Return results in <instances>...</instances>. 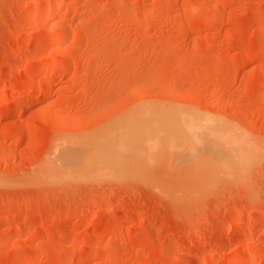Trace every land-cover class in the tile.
<instances>
[{"label": "rangeland", "instance_id": "rangeland-1", "mask_svg": "<svg viewBox=\"0 0 264 264\" xmlns=\"http://www.w3.org/2000/svg\"><path fill=\"white\" fill-rule=\"evenodd\" d=\"M0 264H264V0H0Z\"/></svg>", "mask_w": 264, "mask_h": 264}, {"label": "bare ground", "instance_id": "bare-ground-1", "mask_svg": "<svg viewBox=\"0 0 264 264\" xmlns=\"http://www.w3.org/2000/svg\"><path fill=\"white\" fill-rule=\"evenodd\" d=\"M63 30V29H62ZM57 31V30H56ZM57 33V32H56ZM64 35V34H63ZM63 37L62 35H59V37ZM60 37V38H61ZM57 38V37H56ZM55 38V39H56ZM52 68V67H51ZM188 119V118H187ZM190 119V118H189ZM191 121V120H190ZM189 121V122H190ZM196 121V120H195ZM129 123V122H128ZM192 123V122H191ZM191 123L190 124H186V127H189L190 125H191ZM182 124V123H181ZM194 124H197V123H193L191 126H193ZM201 124V123H200ZM203 124V123H202ZM199 125V124H197V125H194V127H196L197 128V126L199 127L198 129H197V131H196V129L194 128V127H191V129L190 128H188L187 130H186V128H185V132H186V135L184 134L185 132H181V131H183L182 129L178 132L177 130H176V128H169V126L167 127V128H169V129H166L167 131H166V133H167V135H169V137H170V140L173 142V143H175V144H177L178 143V145L180 144V142L179 141H183L184 140V142L186 141V139H189V141L191 140V141H193V143L194 144H196V150L199 148L200 149V153L203 155V153L208 157V156H211L210 157V159H211V161L214 163V162H221L220 163V165H222V166H228V165H231V163L233 162V160H232V157H234L235 158V156H236V154H233V152L236 150V144H237V138L235 137V136H232V134H230V133H225V132H222V131H220V130H218V129H213L212 130V128L211 127H209V126H206V128H210V129H206L205 128V123L203 124L204 125V127L202 128V126L203 125ZM130 125H132V126H134L133 125V123L131 124V122H130ZM130 125H129V127H127L128 126V124L126 125V128H123V131H122V134L123 135H125V137L126 138H135V136H137V135H135V133H134V131H133V127L131 126V128H130ZM187 125H189V126H187ZM200 126H201V128H200ZM125 127V126H124ZM138 127V128H137ZM176 127H178V126H176ZM181 127V126H180ZM183 127V129H184V127L185 126H182ZM181 127V128H182ZM135 129H137L136 131H137V133H139V136H140V140H139V138L137 139V140H139V141H141V140H143V139H146V137H147V135L149 134L148 133V130L150 131V129L149 128H147V126H144V125H138V126H136V127H134ZM195 129V132H198V131H200V132H202L201 134L198 132L197 134H199V136H198V138L197 137H195V136H193V135H188L189 133H191L192 134V132H189V129H190V131H192L193 129ZM120 129V128H119ZM152 129V128H151ZM179 129V128H178ZM206 129V130H205ZM118 130V129H117ZM122 129H120V131H121ZM142 131V132H141ZM162 131V130H161ZM116 132V131H115ZM151 132V131H150ZM154 132V131H153ZM156 132V131H155ZM159 132V131H158ZM193 132H194V130H193ZM120 133V132H119ZM160 133V132H159ZM163 133V132H162ZM143 135H145V137H143ZM118 136V135H117ZM121 136V135H120ZM134 136V137H133ZM138 136V137H139ZM190 136V137H189ZM123 137V136H122ZM150 137V136H149ZM157 137V136H156ZM186 137H188V138H186ZM148 138V137H147ZM153 138V137H152ZM152 138H150V139H152ZM132 139V140H133ZM154 139H156V138H154ZM223 139V140H222ZM108 140V139H107ZM119 140V139H118ZM118 140H115V142H118ZM120 140H121V138H120ZM123 140H125V138L123 139ZM126 140H128V139H126ZM125 140V141H126ZM131 141V140H130ZM188 141V142H189ZM97 143H98V141H96ZM107 142V141H106ZM109 142H111V141H109ZM113 142V141H112ZM132 142V141H131ZM146 142V141H145ZM177 142V143H176ZM88 143V142H87ZM102 143V142H101ZM119 144H116V145H120V141L118 142ZM123 143L124 142H122V140H121V145L123 146ZM128 143V142H127ZM127 143H125L124 145L125 146H127L128 144ZM190 143V142H189ZM72 145H75V146H72V147H63V146H60V147H58L57 149H59V148H61L60 150H59V152H60V154H59V157L57 158V160H56V162L57 163H53V162H48L46 165H47V167L52 171H50V170H47V172L48 173H50L51 172V174L53 173V172H55V171H57L56 170V167H61V169H62V171L60 172L61 173V177H70L71 175H73V174H76V175H78V174H80L79 173V170L80 169H82V168H84L85 166H87L88 167V165L90 166L91 164H93V163H95V161L96 160H98V159H100V157H99V153H100V148L102 147V146H104V144H105V142L103 143V145L102 146H100V148L98 149L97 147L98 146H96V143H95V141L92 143V149H87V148H85V147H83V145H81V144H79L78 145V147H77V145L74 143H71ZM115 144V143H114ZM129 144H130V142H129ZM146 144V143H145ZM183 144V143H182ZM185 144H187V143H185ZM66 145H68V144H66ZM97 145H101V144H97ZM105 145H108V143L107 144H105ZM121 145H120V147H121ZM184 145V144H183ZM188 145V144H187ZM192 145V144H191ZM197 145H198V148H197ZM71 146V145H70ZM231 146V147H230ZM233 146V147H232ZM73 147H75V148H73ZM87 147V146H86ZM62 148H64V150H62ZM112 148V147H111ZM119 148V147H118ZM188 148V147H187ZM191 148H192V146H191ZM191 148H189V149H191ZM194 148V147H193ZM103 149V148H102ZM117 149V148H116ZM235 149V150H234ZM109 150H110V148H109ZM117 150H119V149H117ZM234 150V151H233ZM106 151V150H105ZM195 151V150H194ZM198 151V150H197ZM196 151V152H197ZM103 152V151H102ZM110 152V151H109ZM112 152V151H111ZM115 152H118V151H115ZM115 152H114V154H115ZM120 152V151H119ZM121 153V152H120ZM193 153V152H192ZM198 153V152H197ZM106 153H104V160L106 159V157L108 158L109 157V160H107V161H109V163H110V161H111V159L113 158V155L111 156V155H109L108 153V155L109 156H107V155H105ZM122 154V153H121ZM199 157H200V155H198ZM204 156V155H203ZM111 157V158H110ZM117 157V156H116ZM120 157V156H119ZM202 157V156H201ZM118 158V157H117ZM204 158H206V157H204ZM101 159H103V158H101ZM115 158H113L112 159V162H113V160H114ZM121 159V158H120ZM104 160H103V163H104ZM207 160V159H206ZM100 161V160H99ZM102 161V160H101ZM99 162V163H102V162ZM116 161H117V159H116ZM210 161V160H209ZM97 162V161H96ZM98 163V164H99ZM102 163V164H103ZM107 163V162H106ZM105 163V164H106ZM108 163V164H109ZM116 162L114 161V164H115ZM102 164H99L100 166L102 165ZM97 165V164H96ZM95 165V166H96ZM219 165V164H218ZM94 166V165H93ZM100 166H96V167H100ZM105 166H107V167H109L107 164L105 165ZM111 166H113V165H111ZM110 166V167H111ZM47 168V169H48ZM59 169V168H58ZM71 169H73V171H69V170H71ZM101 169V168H100ZM97 170V169H96ZM95 170V171H96ZM99 170V169H98ZM97 170V171H98ZM105 170V169H104ZM52 175H54V177H55V174H52ZM56 178V177H55ZM59 178V177H58ZM57 179V178H56ZM54 181V180H53ZM241 255V254H240ZM237 256H235V257H232V258H230L229 259V261H232V260H234L235 258H236Z\"/></svg>", "mask_w": 264, "mask_h": 264}]
</instances>
